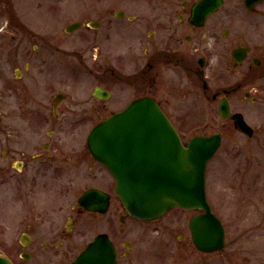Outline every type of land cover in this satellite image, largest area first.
Segmentation results:
<instances>
[{"label":"flooded vegetation","instance_id":"obj_1","mask_svg":"<svg viewBox=\"0 0 264 264\" xmlns=\"http://www.w3.org/2000/svg\"><path fill=\"white\" fill-rule=\"evenodd\" d=\"M6 2L8 21L0 30V194H14L20 205L18 242L28 248L23 259L34 257L29 249L50 248L59 237L50 264H72L77 256L61 249L79 247L73 233L80 218L104 215L87 210L79 198L98 190L111 209L112 189L90 186L68 207L67 228L55 230L56 183L64 184V196L71 183L84 179L110 180L115 187L111 171L88 147L95 126L141 99L155 101L179 133L173 119L178 105L191 98L218 105L220 118L233 125L234 114L244 116L233 111L234 96L243 105L257 102L253 89L264 80V0H84L80 20L65 28L62 44L54 33L28 28ZM77 31L80 46L71 50L69 40ZM72 55L95 81L93 90L73 97L66 87ZM226 63L245 68L242 77L233 85H214L208 73ZM56 82L62 87L57 92ZM223 101L229 105L227 118L220 114ZM72 120L93 125L85 143L71 147L65 136ZM45 226L46 240L40 241L37 233ZM112 241L118 264L120 250Z\"/></svg>","mask_w":264,"mask_h":264},{"label":"rangeland","instance_id":"obj_2","mask_svg":"<svg viewBox=\"0 0 264 264\" xmlns=\"http://www.w3.org/2000/svg\"><path fill=\"white\" fill-rule=\"evenodd\" d=\"M6 1L13 3L16 15L28 28L41 33H54L58 38L55 39L57 44H62L67 37L65 28L80 20L84 6V0H0V30L8 21ZM10 31L18 32L15 29ZM79 42L77 31L69 40L71 50L78 48ZM69 64L70 80L66 87H69L70 96L84 95L93 90L95 81L82 71L78 58L72 55ZM244 69H235L232 64L226 63L222 69L208 74L213 78L214 85H233L242 77ZM258 85L254 87L256 90L253 89L256 103L243 105L239 95L232 99L233 111H241L254 128L252 138L237 131L231 121L220 118L218 105L207 103L200 97L181 102L178 105L179 115L173 119L185 141L196 135L207 136L216 132L223 136L222 145L207 169L208 200L226 232L222 251L204 254L196 249L189 221L197 212L176 208L157 221H138L126 216L115 194L114 182L90 179L71 183L65 196L64 189H61L64 184L56 183L55 230L67 228L68 207L85 188L93 185L111 188L116 198L106 214L96 218L81 217L73 233L79 247H64L61 251H69L71 258H75L84 250V242H90L99 233H107L119 247L118 264H264V80ZM58 86L56 82V92L62 89ZM92 125L93 122L70 121L69 134L65 139L71 147L85 143L84 136ZM82 128L81 134H78ZM15 198L12 193L0 194V253H6L15 264H50L58 254L55 243L59 237L54 238L50 248L38 246L29 249L33 258L26 260L21 257L28 248L23 249L18 242L21 234L17 224L20 205ZM45 228L37 233L40 241L46 240L48 229ZM127 251L131 253L129 256Z\"/></svg>","mask_w":264,"mask_h":264},{"label":"water","instance_id":"obj_3","mask_svg":"<svg viewBox=\"0 0 264 264\" xmlns=\"http://www.w3.org/2000/svg\"><path fill=\"white\" fill-rule=\"evenodd\" d=\"M220 114L230 116L226 101ZM232 119L240 132L254 135L242 114H234ZM221 142V135L215 134L194 137L185 145L167 115L150 99L134 101L98 125L88 139L94 157L113 172L117 194L129 216L153 222L176 207L202 211L189 226L195 245L207 253L221 251L225 245L224 226L213 213L206 193L208 162ZM99 194L90 190L80 203L105 213L108 200ZM100 198L103 203H99ZM0 264L14 262L0 254ZM73 264H117L116 248L107 234H100Z\"/></svg>","mask_w":264,"mask_h":264}]
</instances>
